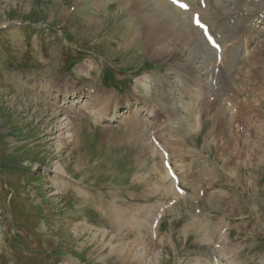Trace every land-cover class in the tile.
Instances as JSON below:
<instances>
[{"label": "rangeland", "instance_id": "1", "mask_svg": "<svg viewBox=\"0 0 264 264\" xmlns=\"http://www.w3.org/2000/svg\"><path fill=\"white\" fill-rule=\"evenodd\" d=\"M120 1L0 0V264H212V256L222 253L224 264H264L263 130L249 131L247 139L259 146L252 150L251 142L243 145L244 134L230 131L227 111L223 129H216L206 116L212 107H205L206 98L193 116L197 121L187 115L193 75L186 68L167 70L169 61L143 48L136 36L138 22L119 7ZM173 43L184 52L180 41ZM82 65L91 71L78 69ZM103 71L112 73L111 83L102 82ZM79 83L91 84L99 94L115 90L119 104L130 95L131 106L117 107L122 118L113 122L97 120L88 110L83 114V106H100L103 112L110 102L93 97L65 101L58 87ZM237 94L238 103L255 104L251 91ZM168 103H173L175 117L183 118L181 123L176 124ZM151 104L162 114L160 120L164 112L171 119L168 129L157 132L159 137L169 148L177 142L187 155H195L191 193L196 194L197 182L206 191L198 200L205 212L198 222L192 223L194 203L186 197L163 214L156 239L149 234L151 212L173 193L164 194L168 187L161 157L148 139L158 128ZM257 106L264 112L263 103ZM255 110L246 114L251 124H264ZM64 118L70 119L77 140H61L66 144L59 148L56 139ZM179 134L185 137L183 146L174 141ZM204 160L208 171L197 175ZM57 165L63 166L65 177L55 174ZM137 197L146 200L134 204ZM219 226L228 227L222 243H217ZM189 227L191 232H184ZM122 245L124 250L116 248Z\"/></svg>", "mask_w": 264, "mask_h": 264}, {"label": "bare ground", "instance_id": "2", "mask_svg": "<svg viewBox=\"0 0 264 264\" xmlns=\"http://www.w3.org/2000/svg\"><path fill=\"white\" fill-rule=\"evenodd\" d=\"M205 1H206V8L204 10L199 8V5L197 2L196 3L192 2L190 10L180 11L179 9L175 8L170 3H168L166 0H122V2L120 1L119 3V7L124 9L125 14L131 15L132 18L137 20L138 27L136 28V31L138 34L136 36H138L141 39V43L143 44V48L145 50L152 52L154 57L162 58L166 61H169L168 64H170V66L166 67L167 70L176 71L180 68H186L187 69L186 72H189L193 75L192 82H194V84H192V86L194 88H191V91L194 97H192L193 99L191 101H188L190 102V104L186 105L187 107L186 109L189 113L187 115L192 116V118H194L193 117L194 115L195 116L199 115L198 114L199 111H201V109L204 107L205 95L207 94V91L209 90L210 86L213 85L211 79H212L213 73L215 75L214 68H216V65H218V67H222L223 69V71L221 72L222 75L220 76L219 81L218 82L216 81L214 83L216 86L215 89L214 90L212 89L211 91H209V93H211L210 95L215 96V100L213 101V105H211L212 107H211L210 115L206 114V116H210L211 120L213 121L214 126L216 125L217 127L216 129L217 130L219 129V132H220V130L223 129L222 127L225 123L226 111H227V115L229 112L228 110H224L225 108L224 104L226 102H230L231 106L229 110L236 112V114L233 117H231V119H235L236 121L245 123V127H242V128L239 127L240 123L237 124V127H234L231 124H229V129L230 131L232 130V128L236 129L237 131L242 130L244 134V135L241 134L243 136V140H242L243 145H245L247 142L249 143L251 142L253 145L248 146V148L252 147V150H253V148H255V146H257L258 144L254 142L253 139H249V140L247 139L249 131L253 130L254 134H257L262 130L264 132V124L261 125V120H260L259 125L254 124V122L251 124V120L246 115L247 111L253 110V109L255 110V108H258L255 111H257L259 115L263 117V122H264V112H262V109L259 106H257V104L261 105L262 103L264 105V0H205ZM248 7H252V8H248ZM253 9H257L258 12L252 15L251 10ZM196 10L202 13L203 19L209 23L211 30L217 36L218 40L221 43V47H222L221 57L222 58L219 63L215 61L214 52L210 47L206 45L201 35L200 30L197 27H194L192 25V13L193 11H196ZM124 11H122L123 14H124ZM215 31L216 32L218 31L221 34V36H218ZM176 40L180 41L181 44H183L182 46L184 47V52L180 50L176 46L175 43H173ZM78 69L87 70L89 68L88 66L82 65V66H79ZM245 71L248 72V74L247 73L245 74ZM253 71L255 72L254 74H253ZM234 74H238V75H234ZM142 81L144 83L148 82L146 77L142 78ZM251 81L253 84L250 86H247V84L249 82L251 83ZM231 88L232 90L230 91ZM229 91L231 95L230 93H228ZM239 91H247V92L251 91L252 94L254 95V97H252V94H251V98H252L251 102H254L255 104L250 107L248 105L246 106L244 104H240L242 101L238 103L237 98L238 99L241 98V97H238L239 95L237 94ZM65 94L69 98L77 97L76 94H74L73 92H67ZM219 94H223L224 98L227 97L232 102L230 100L225 99L223 101L224 104L222 102V106H221L220 104L222 100L220 101ZM170 96L172 97V95ZM94 98L96 99L98 103H100L99 101H102V100L104 102H107V101H110V99L111 100L118 99V97H115V96H112V94H106V93H102V96H98ZM246 102H249V100H247ZM172 104L168 103L167 105H171L170 108L173 109L174 116L173 115L172 116L174 118L175 117V107H173ZM98 107L100 108V106ZM98 107H95L97 109L93 107L94 110H91L92 113L94 112L96 114L95 116L97 117V119L99 120H102V119L113 120L114 119L113 115L108 117L107 111L101 112L102 108L100 110L101 112L100 113L98 111L99 110ZM205 107H207L206 103H205ZM246 107H250V108L247 109ZM176 119H178L179 121L176 124H179L181 123V120L183 118L177 117ZM67 120L66 121L62 120L63 123H59V121L57 122L59 123V128H58V134H57L56 140H57V147L59 148L61 147L62 143H65V142H62L61 140H68V142H75V143H76L75 140H77V139H74V137H76L77 135L75 136L73 133L70 132L72 131L71 121L70 119H67ZM187 120L188 119H186L185 117V122H187L186 124H189V127L191 129V123H189ZM256 120H257L256 118L255 120L253 119V121L255 122ZM186 126L187 125H185V127ZM250 134L252 133L250 132ZM176 145H177V142H176ZM152 148L151 149L153 150L154 153L158 152L157 150L155 151L154 147ZM258 148L259 146H257V149ZM250 154H253V151ZM245 155L250 156L249 153H245ZM263 160L264 158L262 159V161ZM62 167L60 165H57L55 166L54 170H55V174L60 175L61 177L62 176L64 177V175H66L65 174L66 171H64ZM211 169H212V166H211ZM163 179L165 180L167 187L170 189L169 190L168 188H164V194L168 195L170 191H172V189L174 191V192L172 191V193L175 194L176 192L173 188L172 182L169 180V177L164 169H163ZM61 182L63 183L64 181H61ZM80 191L81 190H79V194H80ZM153 219L154 218H152V220ZM140 223H142V221ZM193 227L184 228V232H188V233L191 232L190 229H192ZM225 237L226 235L223 234L222 238L224 239ZM124 247L122 245V247L117 246L116 248H119L120 250H124ZM121 258L123 259V255H121ZM233 262L236 264L238 263L236 261H233Z\"/></svg>", "mask_w": 264, "mask_h": 264}, {"label": "snow or ice", "instance_id": "3", "mask_svg": "<svg viewBox=\"0 0 264 264\" xmlns=\"http://www.w3.org/2000/svg\"><path fill=\"white\" fill-rule=\"evenodd\" d=\"M181 6L182 7H187V5H184V4H182ZM196 23H197V25H199V27L204 28L205 29V34H207V28H206V26L204 24H202L199 19L196 20ZM208 39L212 42V44L214 45V47H216V48L219 47V45H217L215 43V41L212 40V37L211 36H209Z\"/></svg>", "mask_w": 264, "mask_h": 264}]
</instances>
